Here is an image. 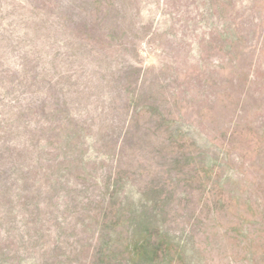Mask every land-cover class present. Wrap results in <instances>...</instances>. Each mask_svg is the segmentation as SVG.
I'll use <instances>...</instances> for the list:
<instances>
[{"label":"rangeland","instance_id":"obj_1","mask_svg":"<svg viewBox=\"0 0 264 264\" xmlns=\"http://www.w3.org/2000/svg\"><path fill=\"white\" fill-rule=\"evenodd\" d=\"M0 264H264V0H0Z\"/></svg>","mask_w":264,"mask_h":264}]
</instances>
